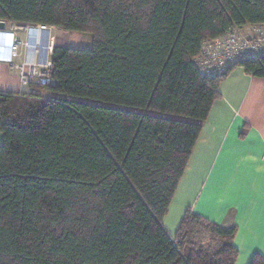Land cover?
Wrapping results in <instances>:
<instances>
[{"label":"trees","instance_id":"16d2710c","mask_svg":"<svg viewBox=\"0 0 264 264\" xmlns=\"http://www.w3.org/2000/svg\"><path fill=\"white\" fill-rule=\"evenodd\" d=\"M0 22L92 36L54 48L46 94L0 93V264H235L237 228L163 220L231 70L194 60L264 0H0Z\"/></svg>","mask_w":264,"mask_h":264},{"label":"crops","instance_id":"0c3cea01","mask_svg":"<svg viewBox=\"0 0 264 264\" xmlns=\"http://www.w3.org/2000/svg\"><path fill=\"white\" fill-rule=\"evenodd\" d=\"M37 27L6 22L0 31V93L46 94L37 83L24 85L17 66L44 72L54 48H79L73 33L50 27L38 37ZM15 41L21 45L13 54ZM219 92L163 224L174 238L190 209L224 229L237 228L235 264H251L256 254L264 257V78L236 66Z\"/></svg>","mask_w":264,"mask_h":264},{"label":"built area","instance_id":"2783aa9c","mask_svg":"<svg viewBox=\"0 0 264 264\" xmlns=\"http://www.w3.org/2000/svg\"><path fill=\"white\" fill-rule=\"evenodd\" d=\"M23 28V27H21ZM38 37L49 27L38 26ZM21 42L15 41L12 53L16 54ZM264 56V25L251 28L248 31L232 30L225 36L203 43L200 55L194 60V65L203 78L221 76L226 74L237 64ZM47 71L39 70L35 65L17 66L21 81L26 86L53 85L51 78V63Z\"/></svg>","mask_w":264,"mask_h":264},{"label":"rangeland","instance_id":"374dc122","mask_svg":"<svg viewBox=\"0 0 264 264\" xmlns=\"http://www.w3.org/2000/svg\"><path fill=\"white\" fill-rule=\"evenodd\" d=\"M73 37L79 38L81 40L80 43L77 44V46L81 49H89L92 47V36L88 34H83V33H73ZM73 45L75 43H72ZM153 114H157L152 112Z\"/></svg>","mask_w":264,"mask_h":264},{"label":"water","instance_id":"95a60500","mask_svg":"<svg viewBox=\"0 0 264 264\" xmlns=\"http://www.w3.org/2000/svg\"><path fill=\"white\" fill-rule=\"evenodd\" d=\"M6 27V23L5 22H0V31H4Z\"/></svg>","mask_w":264,"mask_h":264}]
</instances>
